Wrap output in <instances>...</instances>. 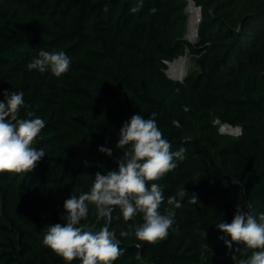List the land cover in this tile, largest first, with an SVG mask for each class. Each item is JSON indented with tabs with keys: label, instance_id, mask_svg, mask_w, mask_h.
Listing matches in <instances>:
<instances>
[{
	"label": "trees",
	"instance_id": "trees-1",
	"mask_svg": "<svg viewBox=\"0 0 264 264\" xmlns=\"http://www.w3.org/2000/svg\"><path fill=\"white\" fill-rule=\"evenodd\" d=\"M11 1L39 15L24 23V38L12 15L0 8V68H6L5 76L21 71L27 80L21 87L28 91L20 116L32 112L39 117L40 102H53L51 95H59L66 108L95 118L88 129L65 123L95 155V172L89 176L75 155L56 149L57 126L45 121L34 145L44 149L45 156L36 169L0 174V264H65L42 243L47 226L66 223L64 201L88 192L97 172L118 170L116 161L123 155V149L116 147L121 127L133 115L148 119L153 112L172 150L186 149L178 167L157 181L165 197L160 210L166 214L172 196L182 206L172 208L173 227L155 244L138 241L134 235L121 237L128 225L143 219L137 214L125 223L116 208L110 230L125 251L114 264H203L202 246L223 264H234L224 242L230 237L216 225L230 223L237 205L257 219L264 213V0H194L201 14L197 42L171 36L175 0ZM137 4H142L140 10L132 13ZM102 28L123 34V46L136 61L132 65L137 71L125 72L113 62ZM85 42V58L92 62L106 58L112 72L77 60L56 86L27 67L33 60L28 48L38 53L63 51L69 57ZM185 48L196 56L197 70L181 81L160 75L165 61ZM4 90L15 91L2 83L0 101L5 99ZM214 119L241 128V136L226 149L227 155L238 150L230 166L216 157ZM101 146L111 149L112 156L101 153ZM181 186L187 192L183 198L177 195ZM193 195L198 197L196 204L189 203ZM88 207L81 226L96 222L94 205ZM103 223L96 225L97 230ZM233 247L240 248L238 258L251 255L243 245Z\"/></svg>",
	"mask_w": 264,
	"mask_h": 264
},
{
	"label": "clouds",
	"instance_id": "clouds-1",
	"mask_svg": "<svg viewBox=\"0 0 264 264\" xmlns=\"http://www.w3.org/2000/svg\"><path fill=\"white\" fill-rule=\"evenodd\" d=\"M141 6L137 4L130 11L136 13ZM70 64V58L63 51L41 50L27 67L41 74L50 71L60 77L68 72ZM3 95L5 99L0 101V174L32 173L45 156L44 149L34 146L46 126L45 121L32 112L20 116L25 106L23 92L4 90ZM156 115L153 112L144 119L136 114L124 123L116 145L123 149V155L116 161L118 170L103 175L97 172L88 192L79 197L72 195L64 201L66 223L47 226L42 243L65 264L75 260L80 264H114L123 255L125 250L121 249L116 233L110 230L116 208L125 223L134 221L137 214H142L143 219V223L128 225L127 230L120 232L121 237L134 235L138 241L155 244L169 235L174 224L172 208H180L182 204L176 196L169 197L167 205L170 207L162 214L160 209L165 197L163 186L157 181L178 167V161L185 159L186 149L172 150V144L158 127ZM173 124L180 126L177 121ZM99 151L112 156V150L104 146ZM186 194L181 186L177 195L183 198ZM197 202L195 195L189 199L191 204ZM89 204L94 205L96 222L81 226V221L88 217ZM246 207L250 209L252 205L249 203ZM101 221L104 223L97 230L96 225ZM216 227L230 237L224 242L234 264H264V213L257 219L237 205L231 222H219ZM233 245H243L252 250L251 255L238 258L240 248Z\"/></svg>",
	"mask_w": 264,
	"mask_h": 264
},
{
	"label": "rangeland",
	"instance_id": "rangeland-1",
	"mask_svg": "<svg viewBox=\"0 0 264 264\" xmlns=\"http://www.w3.org/2000/svg\"><path fill=\"white\" fill-rule=\"evenodd\" d=\"M189 0H175L174 7L175 13L172 15V20L170 24L169 32L173 37H180L187 40L186 29H187V17L188 13L186 11ZM196 5V4H195ZM0 8L8 11L15 19L17 24L20 27V33L24 38H27L24 30V23L29 21L35 16H39L35 10L27 9L22 5L12 2L11 0H0ZM200 21V20H199ZM199 24V22H198ZM198 28V25H197ZM100 33L105 37L107 45L109 48V54L113 62L125 72L128 71H137V67L133 66L132 63L136 61L130 56L127 50L123 46V34L122 33H111L107 29L102 28L99 30ZM186 37V38H185ZM194 40V39H193ZM190 41V42H193ZM87 45L85 42L81 47L74 50L70 55L71 63L77 60L84 61L86 63L97 64L98 67L108 70H111V64L107 61L106 58H102L97 62H92L89 59L85 58L83 55V48ZM30 58L35 59L38 57L39 53L34 51L31 48H28ZM184 55H187L188 59L186 61V70L184 76L192 71L197 70L196 56L193 55L187 48L179 56L175 57L177 60H180ZM173 60V59H172ZM171 60V62H173ZM168 64L165 61V68L163 69V74L167 80H176L175 78H170L167 74ZM6 68H0V85L5 83L14 88V92H23L24 94L28 91L26 88H21L24 82H27L23 78L22 72L11 71L8 72L9 75L5 76ZM70 72V70H68ZM44 79L49 83H52L56 86L60 84V77L54 76L50 71H45L43 73ZM179 81V80H178ZM57 92V91H56ZM58 93V92H57ZM56 93V94H57ZM53 102H40V113L39 118L44 121H52L53 124L57 126V133L55 135V147L57 150L72 153L75 157L81 162L82 167L85 169L89 176H94L95 166L94 159L95 155L84 149L83 144L68 131L66 126V121L81 128L88 129L93 126L92 121L95 118L81 113L74 112L70 109L63 106V103L60 100L59 95H51ZM225 123H221L217 119L213 120V125L215 127V138H216V147L215 154L220 163H224L227 166H230L235 163L238 158V150L234 151L231 155H227V147L233 143L236 139L241 136V128L236 126H231L232 128H238L237 131H229L228 128L223 126ZM200 259L203 264H223L219 257L213 253L208 247L202 246Z\"/></svg>",
	"mask_w": 264,
	"mask_h": 264
},
{
	"label": "bare ground",
	"instance_id": "bare-ground-1",
	"mask_svg": "<svg viewBox=\"0 0 264 264\" xmlns=\"http://www.w3.org/2000/svg\"><path fill=\"white\" fill-rule=\"evenodd\" d=\"M186 11L188 13L186 37H187L188 41H192L194 39V35H195L197 16H198V13H197L198 9L194 6L192 0H189ZM177 58H175V59H177ZM175 59L172 61H175ZM187 59H188L187 55H184L180 60H177L174 63L169 61L168 62L169 67L167 70L168 76L170 78L172 77V78H175V79L181 81L184 78V74H185V70H186L185 65H186Z\"/></svg>",
	"mask_w": 264,
	"mask_h": 264
},
{
	"label": "water",
	"instance_id": "water-1",
	"mask_svg": "<svg viewBox=\"0 0 264 264\" xmlns=\"http://www.w3.org/2000/svg\"><path fill=\"white\" fill-rule=\"evenodd\" d=\"M192 2H193V4H194V6L198 9V12H197V13H198V16H197L196 30H195L194 40H193V42H197V41L199 40L197 25H198V22H199V20H200V18H201V14H200V6L195 5L194 0H192ZM173 60H174V59H173ZM168 62H169V61H167V64H168ZM223 126H225L226 128H228V130L231 131V132H232V131H237L238 128H236V127H239V126H236V127L232 128L231 125L226 124V123H225Z\"/></svg>",
	"mask_w": 264,
	"mask_h": 264
}]
</instances>
